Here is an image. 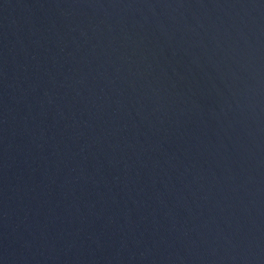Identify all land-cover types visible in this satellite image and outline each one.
Returning a JSON list of instances; mask_svg holds the SVG:
<instances>
[{"label":"water","instance_id":"95a60500","mask_svg":"<svg viewBox=\"0 0 264 264\" xmlns=\"http://www.w3.org/2000/svg\"><path fill=\"white\" fill-rule=\"evenodd\" d=\"M0 264H264V0H0Z\"/></svg>","mask_w":264,"mask_h":264}]
</instances>
